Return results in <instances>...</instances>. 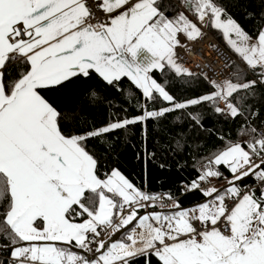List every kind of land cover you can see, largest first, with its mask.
Here are the masks:
<instances>
[{"label": "snow or ice", "instance_id": "obj_1", "mask_svg": "<svg viewBox=\"0 0 264 264\" xmlns=\"http://www.w3.org/2000/svg\"><path fill=\"white\" fill-rule=\"evenodd\" d=\"M259 4L261 24L250 35L226 0H181L196 22L174 0H0V264H264V128L255 107L264 101V0ZM197 23L222 33L247 75L204 77L207 91L180 100L153 73L194 75L177 49L179 34L188 41L202 35ZM81 78L118 91L127 79L139 92L137 107L130 112L106 97L104 123L74 134L68 122L83 111L60 108L50 94ZM205 112L231 120L235 133L218 135L219 151L189 157L200 151L196 133L210 132ZM173 114L178 125L168 123ZM113 133L138 134L142 145L159 140L177 165L182 155L191 159L196 177L177 191L205 200L157 210L161 193L115 168L101 176L87 142ZM140 159L171 167L155 149H142ZM212 179L225 187H202ZM163 195L173 198L171 190ZM109 231L121 238L99 239Z\"/></svg>", "mask_w": 264, "mask_h": 264}, {"label": "trees", "instance_id": "obj_2", "mask_svg": "<svg viewBox=\"0 0 264 264\" xmlns=\"http://www.w3.org/2000/svg\"><path fill=\"white\" fill-rule=\"evenodd\" d=\"M174 2L179 11H185L184 8L180 7L181 0H174ZM226 3L229 12L241 24L244 30L250 35H255L257 28L261 24L259 16L262 6L259 4V0H226ZM187 12L191 14L190 11ZM248 12L255 13V16L249 17L246 15ZM169 15H173V13L170 12ZM208 30L219 41H223L220 31L211 28L209 25ZM234 70L236 73L247 75L245 66L238 60L237 63L232 65L231 73ZM153 76L158 82L166 85L168 90L180 100L199 95L208 90L207 81L203 77L198 75L188 76L187 74L177 77L174 69L171 68L166 70V74L156 71L153 73ZM119 88L121 90L118 91L114 87L105 86L98 78H81L69 87L51 93L50 96L51 100L55 101L60 108L75 110L77 112L83 111V115L78 121L68 122L69 130L74 134H80L87 128L104 123L106 116L110 114L108 112V102L105 100L106 97L109 98L112 104L127 107L130 112L137 107L136 101L139 98V92L134 86L127 79H122L119 82ZM90 96H94L95 99H90ZM255 107L260 113L256 118V124L262 128L264 126V101L258 99ZM205 115L209 117L205 121V124L210 129V132L196 133L193 139L199 137V144L193 145V147H199L200 151L195 153L190 152L189 157L192 155L206 156L219 151L222 144L217 138L218 135L233 136L235 133V125L231 120L225 121L207 112H205ZM173 117L169 118V125H178L180 122L179 117L176 114H173ZM85 121H87V124H85ZM239 139L246 140L248 137H239ZM87 145L90 152L98 159V170L101 176L105 172H109L115 168L120 170L135 185L146 186V190L148 191L159 192L161 196H164V192L171 190L173 198L165 197L170 201L169 203L179 201L181 208L193 207L205 200L200 192H189L187 195H181L177 191L185 182H189L196 177V172L191 166L192 160L182 155L179 164H175L174 161L177 158L172 156L171 153L161 151L159 140H153L150 137L147 144L142 145L138 134L113 133L105 138L90 139ZM164 147L167 146L165 145ZM142 149H147V151L155 149L158 157L165 159L171 167L161 170L158 167L142 163L140 159ZM185 159L188 161V167L184 166ZM202 163L203 160H197L195 167L199 168ZM222 171H224L226 177L229 176L227 170L222 169ZM242 183L250 185L254 182L251 179H246ZM167 204H158L157 210L160 205L165 206ZM149 210L151 211L152 209ZM134 264H143V262L137 261ZM153 264H156L155 258H153Z\"/></svg>", "mask_w": 264, "mask_h": 264}, {"label": "built area", "instance_id": "obj_3", "mask_svg": "<svg viewBox=\"0 0 264 264\" xmlns=\"http://www.w3.org/2000/svg\"><path fill=\"white\" fill-rule=\"evenodd\" d=\"M185 12L193 22H196L192 14L186 10ZM197 26L201 29L202 35L193 41H188L183 34L178 35L182 45L177 49L179 62L182 67H187L194 75L223 82L231 74V67L237 61L231 51L208 30V24L197 23ZM225 185V180L212 179L203 183L202 187L223 189ZM169 202L165 196H161L158 204ZM109 232L102 233L101 237Z\"/></svg>", "mask_w": 264, "mask_h": 264}, {"label": "crops", "instance_id": "obj_4", "mask_svg": "<svg viewBox=\"0 0 264 264\" xmlns=\"http://www.w3.org/2000/svg\"><path fill=\"white\" fill-rule=\"evenodd\" d=\"M188 18L191 20V18L189 16H188ZM222 39H223L222 43L231 51V53L234 55V58L236 59V61L238 60V61H240L242 63L240 58L233 52V50H231V47L228 45V43L226 41H224L223 35H222ZM221 106L223 107L222 104H221ZM229 176H230V174H229ZM164 208H165V210H169V209L175 210V203L174 202L173 203H168L167 205L164 206ZM187 208H191V207H187ZM187 208H184V209H187ZM109 237H111V238L113 237V234L111 232H109L107 235L101 237L100 239L108 240ZM77 251H79V250H77Z\"/></svg>", "mask_w": 264, "mask_h": 264}, {"label": "water", "instance_id": "obj_5", "mask_svg": "<svg viewBox=\"0 0 264 264\" xmlns=\"http://www.w3.org/2000/svg\"><path fill=\"white\" fill-rule=\"evenodd\" d=\"M120 238V233H116L113 235V237L111 238L112 240H117Z\"/></svg>", "mask_w": 264, "mask_h": 264}, {"label": "rangeland", "instance_id": "obj_6", "mask_svg": "<svg viewBox=\"0 0 264 264\" xmlns=\"http://www.w3.org/2000/svg\"><path fill=\"white\" fill-rule=\"evenodd\" d=\"M224 38V37H223ZM224 41H226L227 42V40L224 38ZM222 107V106H221Z\"/></svg>", "mask_w": 264, "mask_h": 264}]
</instances>
